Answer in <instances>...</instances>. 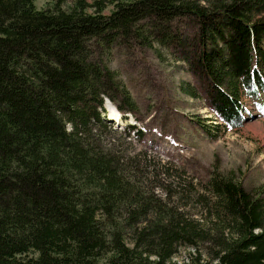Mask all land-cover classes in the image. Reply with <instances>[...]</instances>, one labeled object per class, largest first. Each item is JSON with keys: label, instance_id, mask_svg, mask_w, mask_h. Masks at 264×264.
I'll use <instances>...</instances> for the list:
<instances>
[{"label": "trees", "instance_id": "trees-1", "mask_svg": "<svg viewBox=\"0 0 264 264\" xmlns=\"http://www.w3.org/2000/svg\"><path fill=\"white\" fill-rule=\"evenodd\" d=\"M204 3L0 0V264H174L204 241L212 263L187 264H264V196L215 172L207 216L189 219L143 203L97 144L104 98L133 112L104 61L129 41L172 47L193 78L182 92L228 128L247 121L243 98L264 96V0Z\"/></svg>", "mask_w": 264, "mask_h": 264}, {"label": "rangeland", "instance_id": "rangeland-1", "mask_svg": "<svg viewBox=\"0 0 264 264\" xmlns=\"http://www.w3.org/2000/svg\"><path fill=\"white\" fill-rule=\"evenodd\" d=\"M54 1L34 0V4L41 9ZM74 1L63 0V5ZM84 1L103 3V14L113 7L112 0ZM199 3L207 6L204 0ZM177 57L172 47H162L155 39L114 44L104 61L127 90L133 112H121L116 106L119 100L104 98L106 116L101 119L106 123L94 130L100 151L116 159L118 174L143 203L204 221L209 205L205 200L211 196L207 181L215 172L241 183L254 196H264V96L243 98L247 121L228 128L206 101L181 91L193 78ZM109 115L120 123L108 120ZM206 226H211L210 220ZM215 251L208 241L196 247L179 244L171 263L187 264L195 258L212 263Z\"/></svg>", "mask_w": 264, "mask_h": 264}, {"label": "bare ground", "instance_id": "bare-ground-1", "mask_svg": "<svg viewBox=\"0 0 264 264\" xmlns=\"http://www.w3.org/2000/svg\"><path fill=\"white\" fill-rule=\"evenodd\" d=\"M109 116L110 117L107 118L108 120H112V121L118 122L119 118L117 119V116H114V115H109ZM118 123H120V121Z\"/></svg>", "mask_w": 264, "mask_h": 264}]
</instances>
